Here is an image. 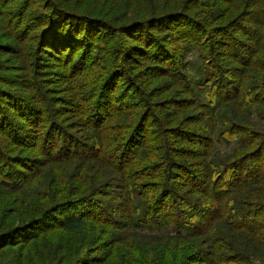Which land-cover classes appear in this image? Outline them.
<instances>
[{
	"label": "trees",
	"instance_id": "obj_1",
	"mask_svg": "<svg viewBox=\"0 0 264 264\" xmlns=\"http://www.w3.org/2000/svg\"><path fill=\"white\" fill-rule=\"evenodd\" d=\"M15 1L0 0V60L14 62L0 70L15 73L0 74V244L54 219L46 233L86 229L69 264L138 263L146 228L169 230L166 250L184 252L171 264H264V0ZM183 40L206 60L199 80ZM52 60L63 96L43 77ZM133 65L138 104L114 82ZM72 111L66 129L55 116ZM93 233L111 234L104 258Z\"/></svg>",
	"mask_w": 264,
	"mask_h": 264
},
{
	"label": "rangeland",
	"instance_id": "obj_2",
	"mask_svg": "<svg viewBox=\"0 0 264 264\" xmlns=\"http://www.w3.org/2000/svg\"><path fill=\"white\" fill-rule=\"evenodd\" d=\"M17 1V0H16ZM15 1V2H16ZM218 24H224V21H219ZM1 26V24H0ZM4 26V24L2 25ZM195 33V30L193 31ZM202 34V33H201ZM201 36V35H200ZM118 40L120 38L116 37ZM116 39V40H117ZM111 40L110 38L107 39V41ZM114 43V42H113ZM181 44L185 46L184 54V60L188 66V70H190L191 75L196 79L199 80L201 75L200 71L203 67L206 66L205 61L201 58V51L198 47H195L191 42L187 40L181 41ZM163 51V50H162ZM161 51V52H162ZM79 53H77L78 55ZM76 55V56H77ZM7 57H3L0 60V63L5 66V68H8L13 65L8 64H14L13 58L10 57L6 59ZM50 67H48L47 70L48 73H44V78L48 80L49 84L50 82H55L51 85H47L48 88H50L51 96H63L62 88L64 84L61 80H63L62 74L65 73L66 68L64 67V63L56 60L50 61ZM134 67L131 68V70L128 72V74L121 76L119 79L115 80L116 84V92L120 93L126 92L127 96H132L133 100H129L130 102H137L139 99H134L136 97H140V92L138 88L132 86V82L129 78L133 76L139 69L133 65ZM17 68V67H14ZM135 69V70H132ZM0 74L6 75V74H15L13 72H9L6 70H0ZM64 75V74H63ZM61 76V77H60ZM146 80V79H143ZM143 89H146V87H142ZM20 90L19 95H24L22 92L24 89L18 88ZM208 90V87L206 85H202L198 89V93L201 99L206 100V92ZM91 98V97H89ZM89 100V99H88ZM88 100H86V104L84 107L88 106ZM23 104V103H22ZM138 104V103H135ZM59 108L66 106L65 104L61 103L57 105ZM141 106V105H140ZM55 107V106H54ZM72 108V107H70ZM141 108V107H140ZM49 107H46L45 111L46 114L48 113ZM88 111H91V108L88 109ZM13 112V115L19 119L22 120L20 117L17 116V114ZM57 121L62 120V118H65V127L66 129H70L71 120H76L79 117V114L72 111L69 113V115L63 117V115L57 114L55 116ZM48 117H45L47 119ZM48 122V121H46ZM152 124H154L152 122ZM43 125L38 127L37 129L35 127H30L29 131L32 132V134H37L38 129H40ZM195 126V125H193ZM43 128V127H42ZM152 128V127H151ZM37 130V131H36ZM57 133V132H56ZM214 141L216 144L217 151H220L221 153H231L235 146L237 145V141L230 140L227 141V139L220 137L219 134H216L214 136ZM26 208V206H25ZM12 209H7L6 211V217L9 219V223H13L15 215H11ZM68 214V213H67ZM64 217L59 216L57 217V220L60 221V219L63 220ZM65 221V220H63ZM56 225V220L51 219L47 220L41 227H39L37 230H34L33 233L26 235L25 237H22L21 239H13L11 244L8 243H1L0 244V264H69L68 262H71L72 260H75L77 257H85L86 249H82L81 243L84 242L86 239L85 237V231L84 228H78L77 226L69 225L68 228H71L67 231V235L63 237L55 236L54 233L58 232L62 234L63 231H53L50 233H46L47 230L51 226ZM88 225L90 223L88 222ZM73 226V227H72ZM98 229L102 228L101 226H97ZM105 229L110 230L112 232V228L105 227ZM91 230V227H90ZM169 232L166 228L163 229H154V228H146L142 230V233L144 235H148L145 238L138 237L134 245H131V248L135 250L134 253H137V261L138 263L135 264H145L144 257L146 255H149L151 253H154V247L158 245V248L155 253V264H171L173 260H175L176 257L180 258L184 255V252L180 251L178 249V246L172 247L171 250L167 251L166 246V234ZM34 236V237H33ZM23 240V241H21ZM112 242L111 234L107 235L106 233H103L101 237H99L98 233H93V235L90 236V239H88L86 246L89 247V249L93 248H99L97 251L96 256H100L104 258L106 255L105 253L107 250H110V244ZM78 245V251L71 250L70 246ZM187 249H185L186 252ZM190 252V251H189ZM87 256V255H86ZM115 264H121L120 262L116 263V260H112ZM108 264H112L109 263Z\"/></svg>",
	"mask_w": 264,
	"mask_h": 264
}]
</instances>
